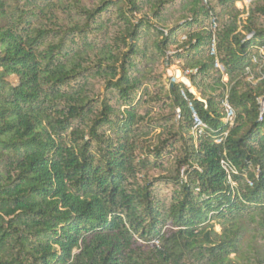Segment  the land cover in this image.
Returning <instances> with one entry per match:
<instances>
[{
	"label": "trees",
	"instance_id": "1",
	"mask_svg": "<svg viewBox=\"0 0 264 264\" xmlns=\"http://www.w3.org/2000/svg\"><path fill=\"white\" fill-rule=\"evenodd\" d=\"M241 1L186 0L169 25L162 0H0V264H264V0ZM113 17L114 39L88 40ZM157 58L190 88L152 92L144 80ZM89 66L114 100L98 113L64 91ZM160 101L171 114L151 128L167 132L157 147L143 128ZM171 142L175 174L139 181ZM155 183L173 185L169 201Z\"/></svg>",
	"mask_w": 264,
	"mask_h": 264
},
{
	"label": "rangeland",
	"instance_id": "2",
	"mask_svg": "<svg viewBox=\"0 0 264 264\" xmlns=\"http://www.w3.org/2000/svg\"><path fill=\"white\" fill-rule=\"evenodd\" d=\"M64 1H66L67 3H72V4L75 3L76 1V2H79L80 5L84 7L94 8V6L99 4L102 0H64ZM162 1L165 2L164 8L166 9L167 13L169 15H172V18H170L171 22L168 23L170 25L172 24L173 21L179 19V17L181 16L182 11L180 10V3L185 2L186 0H162ZM239 6H240L239 4H236L237 8ZM134 16H135L134 20L139 19L138 15H134ZM58 17L65 22L69 20V16L63 11H59ZM108 18H110L109 15L102 16L103 21H105ZM117 27L118 26L115 24V19L113 17L112 21L107 25V28L104 31L97 32V33L93 32V34L92 33L88 34V40L96 41L97 43L102 44V42L109 40V38L114 39L116 35V31L118 29ZM211 29L213 30L212 22H211ZM183 38L184 36L180 32L177 35V39L183 40ZM259 50L258 52L260 54L261 52ZM170 54H172V52H168V55ZM156 56H158L156 53L149 55L151 59L152 58L155 59ZM136 62H141L143 64V61H140V59H137ZM91 67L92 66L87 67L90 69H88L87 72L84 74L86 75V77H80L78 80L70 83L69 87L64 88V91H67V92L78 91L80 93H83V95L86 96L87 98V102H88L87 108L88 109L92 108L94 113H98L100 111V103L102 101H106L109 104L113 105L114 100L108 101L109 95H108V92H106L105 84L99 77L94 75ZM148 68L150 69V71H148L147 77L144 80V84L149 83L150 90L152 92L158 91L159 89L162 90V87L165 88L164 85H167L168 83H170L172 81V77L177 74V71H179L176 66L167 67L165 61L162 58H157L155 62L151 63L148 66ZM259 69L260 68H258L256 72H258ZM189 73L190 72H186V75ZM182 80L188 82L186 77H182ZM178 82H181V81H178ZM190 90L192 91V89ZM162 104H163V101H160V102H156L155 105H151V108H154V112L152 113L149 119H151L152 121L151 123H147V127L143 128V131L147 132V135H148L146 139H148L149 143L145 141L147 145L159 147L163 143L169 140L167 136V132L162 131V128L155 129V130L151 129L153 127H157V124L163 126L166 123L163 119L170 118V114H171L170 110L167 107H164L165 103L163 105ZM140 113L142 112L140 111ZM91 116L92 115H89V117ZM176 119L178 120V116L176 117ZM87 123H89L87 120L85 122H81L77 120V121H74L73 126L75 129L81 130L85 134L87 131V126H86ZM191 133L192 132H190V135ZM85 140H87L86 136H85ZM142 144L144 143L142 142L140 145ZM170 145H172V142L171 144L168 143L167 146L164 148L165 150H167L166 153H171V154H164V159L161 160V165L159 167L150 168L145 173L141 172L138 175L139 181L143 179L156 180L157 178H160L162 176H171L175 174L174 156L179 155L178 154L179 144L174 145V146L172 145L173 147H170ZM137 154L139 155L138 151L136 152V156ZM180 173L182 174V170L180 171ZM173 188L174 187L172 184L155 183L154 193L159 200L163 202H167L169 201L172 195ZM216 231L220 232V229L216 227ZM253 233L254 231H251V235L247 237L249 238L250 236L253 235ZM246 240L248 239L246 238ZM155 244L157 243L155 242Z\"/></svg>",
	"mask_w": 264,
	"mask_h": 264
},
{
	"label": "built area",
	"instance_id": "3",
	"mask_svg": "<svg viewBox=\"0 0 264 264\" xmlns=\"http://www.w3.org/2000/svg\"><path fill=\"white\" fill-rule=\"evenodd\" d=\"M253 1H255V0H242L241 2L237 3L240 5L238 7V9L239 10L246 9L248 7V5ZM212 27H213V29L216 27L215 21H212ZM259 51L261 52L260 54H263L264 53V46H262ZM214 55H215V51H214V45H213L212 49H211V56H214ZM214 67H215V69H219V70L221 69V67L217 61L215 62ZM182 77H184V76L179 71H177V74L172 77V81L170 83H179L178 81H181L180 83H182L185 87L190 88L189 83L187 81L182 80ZM189 91L192 92L190 89H189ZM181 96L185 99V95L183 92L181 93ZM259 105H260L259 121H261L262 117L264 115V100L259 101ZM222 107H223L224 112H225V120L232 124L233 119H234V112L231 109V107L228 104L226 99L223 101ZM188 108H189L191 115H192V120H193V125H194L193 126V132L195 133V135L199 136L202 134V131L205 128V126L198 119V117H197V115H196L195 111L193 110V107L190 103H188ZM178 113H179V111H177V114ZM216 143L220 144L221 140H217ZM221 165L223 166L224 170L226 171V173L228 175V183L232 187H234L235 184L231 181V174L235 175L236 174L235 171L233 169L229 168V166L224 162H221Z\"/></svg>",
	"mask_w": 264,
	"mask_h": 264
}]
</instances>
